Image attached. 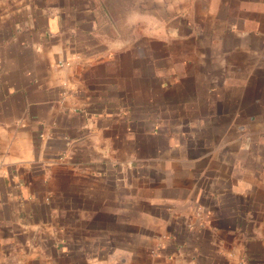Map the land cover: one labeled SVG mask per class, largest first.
Instances as JSON below:
<instances>
[{
    "label": "crops",
    "instance_id": "1",
    "mask_svg": "<svg viewBox=\"0 0 264 264\" xmlns=\"http://www.w3.org/2000/svg\"><path fill=\"white\" fill-rule=\"evenodd\" d=\"M0 264H264V0H0Z\"/></svg>",
    "mask_w": 264,
    "mask_h": 264
}]
</instances>
